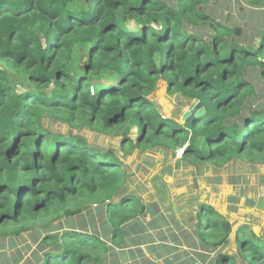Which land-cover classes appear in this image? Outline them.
<instances>
[{"label":"trees","instance_id":"trees-1","mask_svg":"<svg viewBox=\"0 0 264 264\" xmlns=\"http://www.w3.org/2000/svg\"><path fill=\"white\" fill-rule=\"evenodd\" d=\"M200 1L0 0V238L13 244L38 225L23 264H106L98 252H109L108 241L127 245V224L152 207L123 193L126 173L115 152L48 131L45 117L121 135L127 151L180 149L193 167L264 165V99L245 108L254 85L243 75L248 66L264 72V32L255 48L218 23L206 39L189 32L183 22L208 20L196 9ZM160 85L198 100L205 115L188 125L165 118L149 99ZM92 205L98 226L69 223ZM195 217L203 249L228 244L225 216L201 204ZM53 218L67 229L52 234ZM249 235L253 242L238 240L245 264H264V243ZM216 264L230 262L218 253Z\"/></svg>","mask_w":264,"mask_h":264},{"label":"rangeland","instance_id":"rangeland-1","mask_svg":"<svg viewBox=\"0 0 264 264\" xmlns=\"http://www.w3.org/2000/svg\"><path fill=\"white\" fill-rule=\"evenodd\" d=\"M165 1L168 5H173V0ZM196 9L208 20L198 27L183 22L187 31L196 32L206 39L213 29L212 24L218 23L234 29L239 44L252 48L259 45L264 32V0L259 4H253L250 0H201ZM129 27L133 28V25ZM153 27L159 29V25ZM258 61L263 63L261 59ZM83 62L85 63V60ZM243 75L254 85L253 97H248L245 105L248 102L263 100V70L248 66ZM11 84L17 92L23 88L13 77ZM165 88L166 86L160 85L158 91L151 94L149 99L165 118L181 122L183 113L193 100L167 95ZM248 107L246 105L245 108ZM42 124L48 131L80 136L92 147L115 152L126 173L123 193L138 196L143 204L152 205L149 211H160L158 214L164 215L161 220L165 226L158 216L155 218L154 214L151 215L154 222L158 221L157 225L164 228V231L155 234L140 235L138 232L140 225H143L144 229L150 226L149 215L130 221L127 225L131 234L124 237L127 245H115L108 241L107 245L111 248L109 252L106 255L98 252V257L107 259L106 264H216L218 253L227 256L230 264L232 261L234 264H245L250 257L240 252L238 240L253 242L254 239L249 235L251 232L264 243V165L233 160L220 168H215L212 164L193 167L181 160L180 149L167 151L163 148H149L127 151L126 145H121V135L98 133L78 122L68 124L50 117H45ZM127 138L132 141L136 139L135 127L129 128ZM181 193L190 195L193 200L190 205L186 202L189 198L184 199ZM212 198H220V210L233 225L232 232L235 233V241L231 239L218 252L207 251L201 247L195 228L198 206L211 205L214 202ZM95 210L96 207L92 205L69 223L88 229L93 224L98 226L100 217L94 215ZM166 219L172 222L171 227L166 225ZM52 223L56 229L52 234L65 228L64 224L63 227L60 226L54 218ZM166 227L168 229H165ZM32 229L15 238L13 244L8 239L0 238V264H16L14 260L20 257L22 259L17 264H23L28 259L36 246L33 240L36 238L34 230L38 229V225H34ZM240 231H243L244 235H240ZM138 235L143 236L145 242H133ZM156 248L159 251L158 257L154 255ZM136 250L141 253L139 259L126 257Z\"/></svg>","mask_w":264,"mask_h":264},{"label":"crops","instance_id":"crops-1","mask_svg":"<svg viewBox=\"0 0 264 264\" xmlns=\"http://www.w3.org/2000/svg\"><path fill=\"white\" fill-rule=\"evenodd\" d=\"M182 195H183V197H185L184 199H186V198H189V199H186V202L190 205V203L193 201L192 199H190V195L189 194H187V195H184L183 193H181ZM222 200V199H221ZM212 201H214L211 205H209V206H211V207H213L218 213H220L221 215H225L224 213H222V211L220 210V208H221V204H219V202H220V198H212ZM199 202H202V201H199ZM201 205V204H200ZM156 212H157V215H156ZM155 213H153V212H151V211H149V213L147 214V215H149V217L151 218V215L152 214H154V216H156L155 218H157V216H158V218L161 220V218H163L164 217V215H160V214H158V212H160V211H156ZM162 214V213H161ZM161 222H162V220H161ZM146 223H148V222H146ZM163 224H164V222H162ZM161 223V224H162ZM149 224H150V226H147L146 227V229H144L143 228V225H140L139 226V229H138V232H139V234L140 235H142V234H148V233H158V232H160V231H164L163 229V227H161V226H159V225H157L158 224V221H156V222H154V220L151 218V220L149 221ZM171 224H172V222L171 221H168V219H166V225L168 226V227H171ZM232 225V224H231ZM164 226H165V224H164ZM168 227H166L165 229H168ZM232 227H233V225H232ZM131 234V232L128 234V236ZM162 237V236H161ZM144 237L143 236H139L138 235V237L136 238V239H134L133 240V242H139V243H143V242H145V238L143 239ZM234 238H235V233L234 232H231V234H230V236H229V239H228V242H230L231 241V239H233L234 240ZM235 241V240H234ZM135 245H139V244H135ZM111 247V246H110ZM113 248V247H112ZM163 248V247H162ZM109 249H111V248H109ZM150 251H151V249H149ZM158 253H159V251H158V249L156 248V250L154 251V255H155V257H158ZM126 257L128 258V257H132V259L133 258H136V259H139L140 257H141V253L139 252V251H134V252H132V253H129V254H127L126 255Z\"/></svg>","mask_w":264,"mask_h":264},{"label":"water","instance_id":"water-1","mask_svg":"<svg viewBox=\"0 0 264 264\" xmlns=\"http://www.w3.org/2000/svg\"><path fill=\"white\" fill-rule=\"evenodd\" d=\"M205 115L204 107L198 100H193L192 104L188 107L182 115V123L188 125L195 119L203 117ZM183 151L181 152V154Z\"/></svg>","mask_w":264,"mask_h":264}]
</instances>
